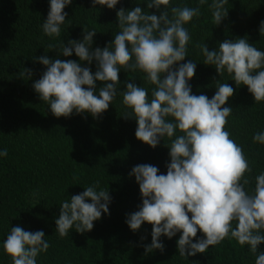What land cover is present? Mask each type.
Instances as JSON below:
<instances>
[{
  "label": "clouds",
  "instance_id": "clouds-1",
  "mask_svg": "<svg viewBox=\"0 0 264 264\" xmlns=\"http://www.w3.org/2000/svg\"><path fill=\"white\" fill-rule=\"evenodd\" d=\"M73 0H50L43 33L52 38L61 35L67 13L64 9ZM120 0H92V6L115 9ZM229 0H199L198 5L173 6L171 0H148V9L163 8L159 15L144 11L140 6L132 10L121 8L117 13L119 31L107 47L92 48L95 30L84 28L83 39L62 43L59 53L71 57L73 52L81 62L97 63V71L82 67L74 60L38 58L46 67L42 77L33 84L40 99L57 118L89 113L99 118L118 96L125 109L123 118H134L138 127L136 138L155 149L161 140L170 143V163L167 173L158 167L140 164L133 167L142 194V206L127 216L126 223L136 232L147 222L152 225V241L145 245V253L164 251L161 237L177 241L181 257L203 254L210 246L235 239L241 246H249L256 256L255 264H264V173L255 177V188L250 194L246 186L252 169L240 145L226 126L232 114L225 107L234 95L227 82L216 81V92L193 95L189 81L196 72V63L189 60L188 44L191 36L186 25L201 15V7L208 4L216 26L228 17ZM264 37V21L260 25ZM49 47H55L49 45ZM203 63L214 66L219 76L226 73L237 87L246 86L255 103L264 102V51L249 43L247 38L225 40L218 49L209 50L206 43L198 44ZM178 67H174L177 66ZM139 70L153 87H138L126 83V91L119 92V74ZM31 77L30 69L21 76ZM103 82L97 94L96 82ZM255 143L264 144V132L254 135ZM7 149L0 156H7ZM99 182L87 186L82 193L65 199L55 223L60 237L75 228L78 233L90 232L102 214L109 213L111 197ZM91 201L89 203L88 201ZM191 214V215H189ZM235 223V227L233 224ZM198 232L203 239L196 240ZM143 239V238H142ZM196 240V242H193ZM50 244L42 230L31 232L22 227H11L3 242V250L11 264H37V257L46 253Z\"/></svg>",
  "mask_w": 264,
  "mask_h": 264
},
{
  "label": "trees",
  "instance_id": "trees-1",
  "mask_svg": "<svg viewBox=\"0 0 264 264\" xmlns=\"http://www.w3.org/2000/svg\"><path fill=\"white\" fill-rule=\"evenodd\" d=\"M198 2L171 0L173 6L195 7ZM211 2L208 0V4ZM147 3L148 0H120L115 9H108L100 5L93 8L92 0H73L64 9L68 21L61 35L50 38L42 31L50 0H0V151L8 152L6 157L0 156V264H11L3 242L11 227L16 226L44 232L50 247L37 257V264H255L256 256L249 246H241L231 238L210 246L203 254L181 257L177 241L182 233L172 239L162 236L164 251L146 254L144 246L151 244L152 225L145 222L133 232L126 223L127 216L142 206L139 185L130 174L140 164L154 165L166 174V164L170 163L166 144L170 141L162 139L155 149L139 141L135 136L137 121L123 118L130 110L124 108L120 96L99 118L75 112L68 118H57L33 88L47 70L38 62L44 55L52 60H74L95 74V61L91 65L81 62L74 52L64 57L59 53L62 43L82 40L86 28L97 32L92 48L103 49L119 31L116 13L121 8L140 6L157 15L163 11L148 9ZM208 4L201 7L198 18L186 25L191 40L188 57L182 63H196L195 76L189 81L193 95L211 99L217 90L216 81L233 87L234 95L225 105L232 109L225 130L248 159L252 171L247 174L250 184L246 191L251 194L255 177L264 173V144L253 141L256 133L264 132V102L255 103L246 86L237 87L226 73L221 77L214 66L205 65L197 45L206 43L211 51L225 40L247 38L264 51V37L260 35L264 0H229L228 17L219 26ZM23 69H30L31 77L21 76ZM119 82V92L126 91L128 82L148 88L151 95L153 86L139 70L121 69ZM103 86V82H96L97 94ZM96 182L98 191H109V213L102 214L90 232L81 234L73 228L67 236L60 237L55 223L60 204ZM203 238V233L198 232L196 240ZM260 252H264V243L258 246Z\"/></svg>",
  "mask_w": 264,
  "mask_h": 264
}]
</instances>
